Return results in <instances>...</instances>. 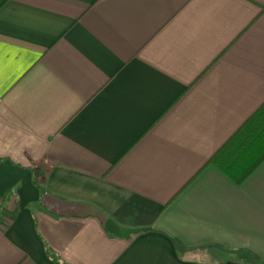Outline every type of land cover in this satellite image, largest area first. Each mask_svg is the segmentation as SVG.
I'll use <instances>...</instances> for the list:
<instances>
[{
    "label": "crops",
    "instance_id": "obj_1",
    "mask_svg": "<svg viewBox=\"0 0 264 264\" xmlns=\"http://www.w3.org/2000/svg\"><path fill=\"white\" fill-rule=\"evenodd\" d=\"M262 102L264 0H0V264H264Z\"/></svg>",
    "mask_w": 264,
    "mask_h": 264
},
{
    "label": "trees",
    "instance_id": "obj_2",
    "mask_svg": "<svg viewBox=\"0 0 264 264\" xmlns=\"http://www.w3.org/2000/svg\"><path fill=\"white\" fill-rule=\"evenodd\" d=\"M209 161L236 184L244 181L264 161V102ZM13 216L14 213L8 217Z\"/></svg>",
    "mask_w": 264,
    "mask_h": 264
}]
</instances>
